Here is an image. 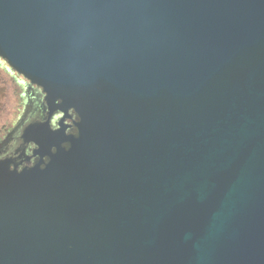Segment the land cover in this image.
Returning a JSON list of instances; mask_svg holds the SVG:
<instances>
[{
	"label": "water",
	"instance_id": "water-1",
	"mask_svg": "<svg viewBox=\"0 0 264 264\" xmlns=\"http://www.w3.org/2000/svg\"><path fill=\"white\" fill-rule=\"evenodd\" d=\"M0 59L82 119L0 165V264H264V0H0Z\"/></svg>",
	"mask_w": 264,
	"mask_h": 264
},
{
	"label": "flooded vegetation",
	"instance_id": "flooded-vegetation-1",
	"mask_svg": "<svg viewBox=\"0 0 264 264\" xmlns=\"http://www.w3.org/2000/svg\"><path fill=\"white\" fill-rule=\"evenodd\" d=\"M0 64L6 63L0 59ZM5 72L15 80L22 93L17 113L0 128V165L7 166L12 173L37 166L45 168L51 160L49 154H55L57 148L52 147L49 154H44L35 139L36 131L48 129L51 135L65 140L63 146L69 148L70 142L66 140L80 136L82 119L75 109L63 110L60 101L51 105L42 87L11 72L7 65Z\"/></svg>",
	"mask_w": 264,
	"mask_h": 264
},
{
	"label": "rangeland",
	"instance_id": "rangeland-1",
	"mask_svg": "<svg viewBox=\"0 0 264 264\" xmlns=\"http://www.w3.org/2000/svg\"><path fill=\"white\" fill-rule=\"evenodd\" d=\"M6 65L0 64V128L6 122H10L17 113L19 94L22 93L15 80L5 72Z\"/></svg>",
	"mask_w": 264,
	"mask_h": 264
}]
</instances>
